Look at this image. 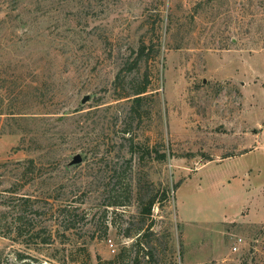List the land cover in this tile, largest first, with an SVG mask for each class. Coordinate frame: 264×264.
<instances>
[{"label": "rangeland", "instance_id": "rangeland-1", "mask_svg": "<svg viewBox=\"0 0 264 264\" xmlns=\"http://www.w3.org/2000/svg\"><path fill=\"white\" fill-rule=\"evenodd\" d=\"M263 133L264 0H0V264H264Z\"/></svg>", "mask_w": 264, "mask_h": 264}, {"label": "trees", "instance_id": "trees-1", "mask_svg": "<svg viewBox=\"0 0 264 264\" xmlns=\"http://www.w3.org/2000/svg\"><path fill=\"white\" fill-rule=\"evenodd\" d=\"M147 91L146 87H141L139 88L136 92H135V96L133 97V101L135 102H139L142 98H143V93H145ZM154 200H152L153 203ZM150 209V208H149ZM150 211V210H149Z\"/></svg>", "mask_w": 264, "mask_h": 264}, {"label": "built area", "instance_id": "built-area-1", "mask_svg": "<svg viewBox=\"0 0 264 264\" xmlns=\"http://www.w3.org/2000/svg\"><path fill=\"white\" fill-rule=\"evenodd\" d=\"M263 138H264V133H263ZM236 248H237V246L235 245V246H234V249H236Z\"/></svg>", "mask_w": 264, "mask_h": 264}]
</instances>
